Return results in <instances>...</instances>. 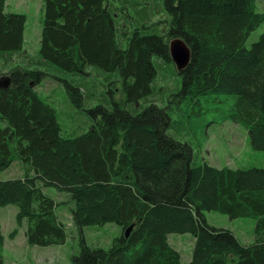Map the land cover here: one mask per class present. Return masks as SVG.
I'll use <instances>...</instances> for the list:
<instances>
[{
	"label": "trees",
	"instance_id": "16d2710c",
	"mask_svg": "<svg viewBox=\"0 0 264 264\" xmlns=\"http://www.w3.org/2000/svg\"><path fill=\"white\" fill-rule=\"evenodd\" d=\"M7 1L0 0V77L12 85L0 89V172L20 161L25 176L0 181V264L8 206L27 225L29 247L69 239L46 188L74 205L79 251L71 264H182L172 234L193 236L189 264H264V169L217 168L202 154L208 126L227 121L264 151V33L245 46L264 23L257 0H43L36 55L24 48L26 16L6 12ZM177 39L191 52L181 72L170 55ZM159 74L176 77L169 94ZM47 80L88 112L82 130L61 123L39 91ZM116 83L123 106L110 95ZM206 212L254 219V243L210 225ZM105 225L121 231L111 246L89 244L85 229Z\"/></svg>",
	"mask_w": 264,
	"mask_h": 264
},
{
	"label": "rangeland",
	"instance_id": "374dc122",
	"mask_svg": "<svg viewBox=\"0 0 264 264\" xmlns=\"http://www.w3.org/2000/svg\"><path fill=\"white\" fill-rule=\"evenodd\" d=\"M43 0H8L5 10L8 13L23 14L27 18L25 26V51L27 54L36 55L41 46L42 10ZM256 9L264 14V0L256 1ZM168 18L166 13L157 15V21ZM165 24H162L164 28ZM264 33V23L261 24L248 38L245 46L250 49ZM160 86L165 88V95L169 94L167 88L171 83L176 84V77L163 75L157 77ZM106 84V83H105ZM109 90V89H108ZM43 96H50L61 117V123L68 131L82 130L90 115L88 112L76 106L69 100L62 83L47 80L39 87ZM111 97L120 106L124 105L125 97L121 83L111 86ZM107 92V90H106ZM109 97V94H106ZM233 102L231 98L229 101ZM222 106L221 103L215 105ZM215 106H212L214 108ZM227 108V105L223 106ZM214 118V112L208 116ZM212 121V120H209ZM0 125L2 122L0 120ZM198 150V149H197ZM204 159L217 168L228 167L231 169H264V151H255L250 145L247 131L231 121L223 124L213 123L207 128L206 144L202 150ZM25 170L20 161H15L8 169L0 172V181L24 178ZM44 192L57 203V212L60 220L67 225L69 239L62 246L29 247L26 241L27 225H19L16 217L18 209L8 206L2 210L1 224L5 237V256L7 264H71L73 254L79 251V239L72 225V209L74 207L67 194L59 193L54 188H46ZM208 223L216 228L230 230L244 245L254 243L256 221L251 218H237L220 214L218 212H206ZM121 231L116 226L105 225L88 227L85 229L89 244L99 245L105 249L111 246L112 240L120 235ZM171 246L176 249L182 259V264H189L191 260L194 238L191 234H172L169 236Z\"/></svg>",
	"mask_w": 264,
	"mask_h": 264
},
{
	"label": "water",
	"instance_id": "95a60500",
	"mask_svg": "<svg viewBox=\"0 0 264 264\" xmlns=\"http://www.w3.org/2000/svg\"><path fill=\"white\" fill-rule=\"evenodd\" d=\"M170 55L177 70L181 72L184 70L191 60V52L189 47L182 40H175L170 45ZM12 85V79L8 75L0 77V89H8ZM135 224H133L126 232V237L129 236L133 230Z\"/></svg>",
	"mask_w": 264,
	"mask_h": 264
},
{
	"label": "crops",
	"instance_id": "0c3cea01",
	"mask_svg": "<svg viewBox=\"0 0 264 264\" xmlns=\"http://www.w3.org/2000/svg\"><path fill=\"white\" fill-rule=\"evenodd\" d=\"M4 256H5V253H4ZM5 264H7L6 256H5ZM12 264H15V262H12Z\"/></svg>",
	"mask_w": 264,
	"mask_h": 264
}]
</instances>
